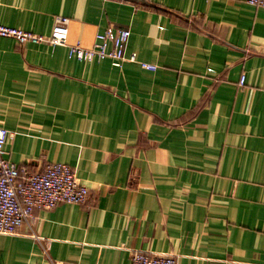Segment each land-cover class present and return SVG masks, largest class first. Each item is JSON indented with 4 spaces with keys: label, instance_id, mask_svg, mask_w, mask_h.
<instances>
[{
    "label": "crops",
    "instance_id": "1",
    "mask_svg": "<svg viewBox=\"0 0 264 264\" xmlns=\"http://www.w3.org/2000/svg\"><path fill=\"white\" fill-rule=\"evenodd\" d=\"M68 43L126 28L155 70L0 37L3 157L70 166L84 204L0 234V264H264V9L245 0H0V24ZM209 69V70H208ZM244 84L239 85L240 75Z\"/></svg>",
    "mask_w": 264,
    "mask_h": 264
},
{
    "label": "built area",
    "instance_id": "2",
    "mask_svg": "<svg viewBox=\"0 0 264 264\" xmlns=\"http://www.w3.org/2000/svg\"><path fill=\"white\" fill-rule=\"evenodd\" d=\"M245 2L264 9V0ZM68 24L67 17L56 16L48 34L0 24V37L10 38L18 45L44 43L65 46L67 56L78 61L109 59L118 68L124 62H137L143 69H156L154 64L138 61L134 53L125 55L124 49L130 34L128 29L107 27L95 34L91 45L84 46L80 41L72 44L67 42ZM244 78L241 74L238 81L240 86L244 84ZM8 136V131L0 126V234H14L23 224L30 227L34 211L51 210L61 203H85L88 189L77 181L73 169L67 164L48 162L42 171L30 173L5 159L3 145ZM131 264H176V260L168 254L135 250L131 253Z\"/></svg>",
    "mask_w": 264,
    "mask_h": 264
},
{
    "label": "water",
    "instance_id": "3",
    "mask_svg": "<svg viewBox=\"0 0 264 264\" xmlns=\"http://www.w3.org/2000/svg\"><path fill=\"white\" fill-rule=\"evenodd\" d=\"M138 1H142V0H138Z\"/></svg>",
    "mask_w": 264,
    "mask_h": 264
}]
</instances>
